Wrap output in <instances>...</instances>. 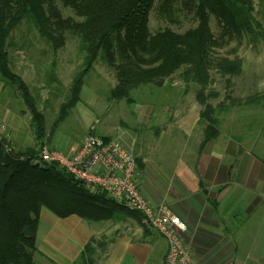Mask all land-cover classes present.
I'll return each mask as SVG.
<instances>
[{"label": "trees", "instance_id": "16d2710c", "mask_svg": "<svg viewBox=\"0 0 264 264\" xmlns=\"http://www.w3.org/2000/svg\"><path fill=\"white\" fill-rule=\"evenodd\" d=\"M59 5L79 19L64 16ZM255 6L253 0H0V77L4 87H15L21 93L27 107L23 113L31 114L37 140L33 147L11 151L4 146L5 136L0 140V264H34L42 208L60 218L78 215L88 221L107 220L121 210L138 214L114 202L106 192L76 182L58 164L39 159L38 147L47 137L46 119L26 81L12 69L8 40L13 30L24 20L32 22L53 50V57L65 46L68 35L79 38L82 67L70 84L55 125L81 100L85 78L99 60L115 71L117 84L109 91L111 100L152 104L136 100L133 91L157 98L154 90L164 89L179 72L185 90L195 84V98L204 106L201 118L219 123L214 117L216 109L209 103L219 96L211 88V69L224 77L238 76L243 63L239 58L215 57L213 52L233 41L237 42L236 52L242 40L255 33L264 38ZM153 10L169 24L192 22L194 27L184 32L166 27L152 33ZM213 16L221 27L218 36L212 30ZM49 78L58 81L52 75ZM228 107L226 102L219 104L220 110ZM216 123L206 127L203 143L218 135ZM94 241L92 238L80 254L89 264H94Z\"/></svg>", "mask_w": 264, "mask_h": 264}, {"label": "crops", "instance_id": "0c3cea01", "mask_svg": "<svg viewBox=\"0 0 264 264\" xmlns=\"http://www.w3.org/2000/svg\"><path fill=\"white\" fill-rule=\"evenodd\" d=\"M172 79L162 91L168 100L136 104L132 113L143 126L138 133L112 129L104 136L133 150L141 193L152 204H167L185 222L194 264H264V138L255 125L238 119L226 128V111L212 99L219 123L201 118L204 106L195 88H176ZM6 88L0 79V134L16 148L33 147L31 114L5 102ZM233 114L228 121L243 116ZM215 123L218 135L203 143L206 127ZM92 238L94 264H160L167 252L165 239L139 214L121 210L88 221L42 208L34 264H89L80 254Z\"/></svg>", "mask_w": 264, "mask_h": 264}, {"label": "rangeland", "instance_id": "374dc122", "mask_svg": "<svg viewBox=\"0 0 264 264\" xmlns=\"http://www.w3.org/2000/svg\"><path fill=\"white\" fill-rule=\"evenodd\" d=\"M253 1L256 5L255 18L264 28V1L261 4L259 0ZM60 8L64 16L75 17L71 10L61 6ZM211 26L213 33L218 36L221 33V27L215 16L212 17ZM166 27L184 32L194 27V24L192 22H184L182 26L169 24L153 10L150 17L151 32L156 33ZM261 36L260 33L246 36L236 52H234L237 46L236 41L213 52L215 57L239 58L242 60L243 67L240 75L225 77L215 69H211L213 80L211 88L219 92V97L211 101L215 106L219 102L229 104L224 117L226 128L231 123H236L238 119L242 125L244 123L255 125L254 130L261 138H264V97H262L264 95V38ZM8 41L12 69L24 78L35 97L37 107L45 115L47 139L44 142L50 148L66 151L78 145L75 143L81 142L87 134L104 136L112 129L121 131L125 128L127 134L133 132V136L143 127L141 124L136 125L132 113L136 104L129 105L125 99L111 100L108 97L110 89L117 84V79L115 71L100 60L95 63L92 71L85 78L80 90L81 100L68 111V115L61 122L55 125L56 120L59 119L60 106L69 97L70 84L82 67L83 53L79 48V38L68 35L65 46L59 49L56 57H53V50L41 38L33 23L24 20L13 30ZM53 61H55L54 69ZM178 73L172 77V80L177 81L174 85L176 88L185 85ZM50 74L60 83L56 80L51 81ZM171 82L168 81L163 88ZM193 84L191 83L190 88H195ZM143 91L147 92V88L145 87ZM162 91L165 89H155V96L162 101L168 100V95L166 92L164 95ZM133 93L137 96L136 100L157 103L158 98L151 95H143L140 91H133ZM227 94L230 97H226ZM3 96L10 107L27 111L23 97L16 88L8 86ZM233 113H241L243 116L234 117L228 121L230 116H234ZM223 114L220 112V116Z\"/></svg>", "mask_w": 264, "mask_h": 264}, {"label": "built area", "instance_id": "2783aa9c", "mask_svg": "<svg viewBox=\"0 0 264 264\" xmlns=\"http://www.w3.org/2000/svg\"><path fill=\"white\" fill-rule=\"evenodd\" d=\"M6 150L12 141L5 136ZM0 140H3L0 134ZM11 142L12 144H9ZM39 159L53 162L69 172L76 182L92 190L103 191L120 206L137 212L143 223L155 230L167 243L160 264H194L184 238L186 224L167 204H152L140 191L137 161L132 149L111 137L87 134L67 151L38 147Z\"/></svg>", "mask_w": 264, "mask_h": 264}]
</instances>
